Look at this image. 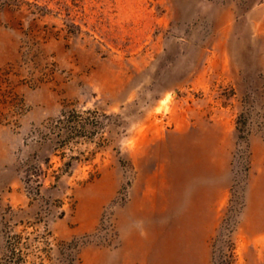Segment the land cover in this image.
<instances>
[{
    "label": "rangeland",
    "instance_id": "374dc122",
    "mask_svg": "<svg viewBox=\"0 0 264 264\" xmlns=\"http://www.w3.org/2000/svg\"><path fill=\"white\" fill-rule=\"evenodd\" d=\"M0 52V125L28 150L36 208L16 232L0 201V264H80L87 247L151 264L166 244L182 264L209 229L211 264H264V234L242 233L264 225L247 198L264 194V0H0ZM24 89L58 104L26 131ZM78 215L96 226L57 239Z\"/></svg>",
    "mask_w": 264,
    "mask_h": 264
},
{
    "label": "crops",
    "instance_id": "0c3cea01",
    "mask_svg": "<svg viewBox=\"0 0 264 264\" xmlns=\"http://www.w3.org/2000/svg\"><path fill=\"white\" fill-rule=\"evenodd\" d=\"M10 55L15 59L17 52H10ZM5 57V52H0V62H5ZM24 91L28 103L32 105V110L22 119L23 131H26L29 129L32 122H40L47 115L56 112L58 104L53 101V105H50L49 99L45 97L44 91L40 90L33 92L28 89H24ZM255 144L258 145L262 143L255 140ZM20 149H22V153L28 152L27 149L21 146V136L12 132L8 127L0 125V201L4 204L8 203L13 207L14 214L6 215L4 224H12L11 227H13L16 232L23 230L36 212L35 204L31 203L25 192L24 183L19 174L18 150ZM257 159L256 154V160ZM262 159H264V156ZM257 193L261 196L259 199L261 205L264 206L263 189L258 187L257 184L251 185L247 193V198L251 202L250 204H252V195H257ZM180 203L182 212L187 214L189 210L188 200L183 199ZM250 209L251 206L249 211ZM246 214L245 217L248 216V212ZM96 223L97 220L95 217L84 218L78 215L74 221H68L66 218L53 221L52 229L57 239L67 240L75 235L93 229ZM257 232L264 234V225L251 228L245 224L242 228L243 234ZM206 233L203 252H199L196 258L193 256L190 259L188 258V260L186 256L182 257V264H187L186 262L188 261L191 264H211V247L209 240L212 231L209 229L206 230ZM262 247L264 248V242ZM125 249L126 248H120L112 252L109 250L87 247L83 251V261L80 264H134L137 257H127ZM151 264H171V260L169 259V247L167 244L163 249L161 248L160 251L155 253V258Z\"/></svg>",
    "mask_w": 264,
    "mask_h": 264
},
{
    "label": "built area",
    "instance_id": "2783aa9c",
    "mask_svg": "<svg viewBox=\"0 0 264 264\" xmlns=\"http://www.w3.org/2000/svg\"><path fill=\"white\" fill-rule=\"evenodd\" d=\"M25 184H27V183H25ZM28 190L29 189L27 188V191H26V188H25L26 193L28 192ZM29 194L27 193L28 196H30ZM30 197H32V196H30ZM41 224H42V229H43V232L42 233H44V236L45 237H42L40 239H43L44 238L45 240L44 239L43 240L46 241V240L49 239L48 237H50L51 234L49 233L50 231L48 230L47 223H46V220L45 219L41 222Z\"/></svg>",
    "mask_w": 264,
    "mask_h": 264
},
{
    "label": "trees",
    "instance_id": "16d2710c",
    "mask_svg": "<svg viewBox=\"0 0 264 264\" xmlns=\"http://www.w3.org/2000/svg\"><path fill=\"white\" fill-rule=\"evenodd\" d=\"M237 123H238L237 128H238V130H239V132H240V131H242L243 128L245 127V126H244V125H245V120H244V121H243V120H242V121L239 120ZM239 137H242L241 134L239 135ZM240 212H241V208L237 210V215L240 214Z\"/></svg>",
    "mask_w": 264,
    "mask_h": 264
}]
</instances>
